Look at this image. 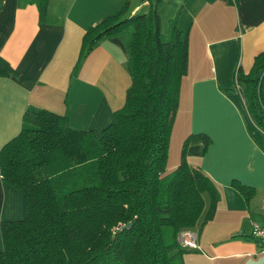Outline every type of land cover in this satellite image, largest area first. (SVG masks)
<instances>
[{
	"label": "trees",
	"instance_id": "1",
	"mask_svg": "<svg viewBox=\"0 0 264 264\" xmlns=\"http://www.w3.org/2000/svg\"><path fill=\"white\" fill-rule=\"evenodd\" d=\"M47 1L32 0L38 21ZM161 6L148 0L145 10L128 14L123 3L80 36L71 74L102 39L125 55L123 102L98 135L69 126L65 115L27 106L18 132L0 147V179L20 194L22 207L19 218L0 221V264H180L191 249L183 245L185 233L212 217L217 186L186 162L202 156L210 138L186 134L175 167L165 169L187 39L177 24L181 6L160 33ZM263 70L261 52L246 73L236 69L233 81L264 133V76L257 95ZM13 75L0 56V77Z\"/></svg>",
	"mask_w": 264,
	"mask_h": 264
},
{
	"label": "crops",
	"instance_id": "2",
	"mask_svg": "<svg viewBox=\"0 0 264 264\" xmlns=\"http://www.w3.org/2000/svg\"><path fill=\"white\" fill-rule=\"evenodd\" d=\"M123 1L128 14L148 4L48 0L38 21L32 0H0V56L14 70L13 76L0 77V147L18 132L27 106L65 115L69 126L96 135L110 122L129 84L124 53L102 39L70 71L82 32ZM161 1L159 23L181 6L177 24L187 39L165 169L175 167L186 134L203 132L210 138L206 151L187 156L186 162L199 167L218 191L212 217L185 233L194 248L182 254L180 264H264V253L246 239L251 224L262 222L264 133L246 112L233 81L237 68L246 73L253 57L264 52V0ZM239 185L250 194H241ZM21 214L20 194L0 179V221Z\"/></svg>",
	"mask_w": 264,
	"mask_h": 264
},
{
	"label": "built area",
	"instance_id": "3",
	"mask_svg": "<svg viewBox=\"0 0 264 264\" xmlns=\"http://www.w3.org/2000/svg\"><path fill=\"white\" fill-rule=\"evenodd\" d=\"M259 211L262 217V222L261 224L252 223L249 235L255 242L258 250L264 253V195L259 202ZM183 245L189 248H194L193 243L185 238L183 239Z\"/></svg>",
	"mask_w": 264,
	"mask_h": 264
},
{
	"label": "rangeland",
	"instance_id": "4",
	"mask_svg": "<svg viewBox=\"0 0 264 264\" xmlns=\"http://www.w3.org/2000/svg\"><path fill=\"white\" fill-rule=\"evenodd\" d=\"M123 3H125L124 1L122 2V4ZM121 4V5H122ZM120 5V6H121ZM127 6V5H126ZM167 20L163 17L162 19H161V22L159 23V31H160V33H162V34H165L166 33V30H167V22H166ZM204 195V194H203ZM204 199H205V201H206V196L204 195Z\"/></svg>",
	"mask_w": 264,
	"mask_h": 264
},
{
	"label": "water",
	"instance_id": "5",
	"mask_svg": "<svg viewBox=\"0 0 264 264\" xmlns=\"http://www.w3.org/2000/svg\"><path fill=\"white\" fill-rule=\"evenodd\" d=\"M263 76H264V70L261 72V74L259 75V78H258V85H257V95H258V98H259V86H260V82H261Z\"/></svg>",
	"mask_w": 264,
	"mask_h": 264
}]
</instances>
